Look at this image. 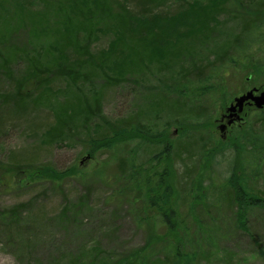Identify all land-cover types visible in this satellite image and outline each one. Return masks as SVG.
Returning <instances> with one entry per match:
<instances>
[{
  "label": "trees",
  "instance_id": "trees-1",
  "mask_svg": "<svg viewBox=\"0 0 264 264\" xmlns=\"http://www.w3.org/2000/svg\"><path fill=\"white\" fill-rule=\"evenodd\" d=\"M165 1L0 0V76L12 86V92L0 95L2 104L18 112L26 106L50 109L52 120L43 133L46 144L66 132L81 133L87 141L85 152L93 155L135 142L128 157L120 158L121 174L126 166L131 188H142L140 197L154 215L157 241L149 235L142 247L121 255H101L94 246L69 264H195L197 250L211 240L195 219L202 229L197 250L191 249L177 208L183 202L189 211L199 208L206 214L207 193L214 186L213 165L222 155L229 156L228 175L220 185L217 206L236 204L237 214L246 206L264 207V196L252 187L264 168V110H254V120L236 127L225 139L213 132L210 111L205 121L200 118L205 114L202 99L208 97L214 107L218 86L228 99L239 87L237 76L241 80L247 71L257 73L264 67V0H183L191 4L175 12L156 6ZM219 13L223 21L217 20ZM228 21L234 32L224 29ZM105 35L106 45L96 48ZM202 49L210 56L202 57ZM16 64L21 66L17 72ZM152 71L175 76L174 84L158 87V95L147 101L145 111L117 120L102 114L108 90L124 82L137 83ZM168 98L178 107L176 116H182L172 122L177 127L174 139L166 135L168 128L156 132L143 119L152 110L162 111ZM145 146L159 148L146 156L161 170L135 164V151ZM177 162L184 166L185 176L195 168L185 196H173ZM33 164L16 163L4 169L5 179L0 182L18 187L38 178L59 182L70 174V168L60 172L49 164ZM128 197L129 202L139 198ZM21 212L22 204L0 209V227L16 231ZM158 243L164 253L154 260L147 248Z\"/></svg>",
  "mask_w": 264,
  "mask_h": 264
},
{
  "label": "rangeland",
  "instance_id": "rangeland-1",
  "mask_svg": "<svg viewBox=\"0 0 264 264\" xmlns=\"http://www.w3.org/2000/svg\"><path fill=\"white\" fill-rule=\"evenodd\" d=\"M190 4V1L166 0L164 3L158 2L156 6L162 11L175 12L181 5ZM221 15L223 13L218 14V21H223ZM232 27L233 24L228 21L224 29L234 32L236 29ZM107 42V35L101 36L95 47L102 48ZM199 54L202 57L210 56L204 49ZM20 67L16 64L14 70L17 72ZM168 76L152 71L137 83L124 82L113 87L103 98L102 114L110 120H117L139 110L145 111L147 101L158 95V87L166 88L174 84L175 76L172 79ZM243 78L240 80L237 76L235 84L239 87L228 99L219 86L214 90L215 105L212 108L215 110H212L208 97L202 99L203 107L200 108L205 114L200 115L201 121H205L204 115L210 111L209 123H213V132L218 137L220 132L215 123L223 105L233 96L245 93L251 86L264 90V67L257 73L247 71ZM10 92L11 84L0 76V95ZM170 101L172 98L163 102L162 111L152 110L143 119L156 132L168 128L166 135L174 139L177 127L172 122L182 116H176L178 107ZM255 117L251 113L240 126L234 124L226 130L222 139ZM51 120L50 109L44 105L26 106L18 112L0 101V178L5 179L4 169L22 162H32L34 166L49 164L60 172L70 168V174L59 182L38 178L33 180L34 183H22L18 187L15 184L8 187L0 182V209L22 204L20 227L12 233L0 227V264H52L54 261L69 264L71 259L85 256L94 246L101 249V255H121L142 247L150 239L149 235L157 241L151 220L154 215L140 197L143 196L142 188H131L126 166L121 174L120 158L128 157L135 142L119 149L99 150L93 155L85 152L87 141L81 133L69 135L66 132L55 142L46 144L43 133ZM158 150L152 146L138 149L133 157L135 164H143L144 168L154 166V171L161 170L146 156H153ZM228 161L229 156L222 155L213 165L214 186L207 193L209 203L206 214L199 208L189 211L183 202L178 206L177 211L182 213L185 222V225L181 223L182 232L185 233L186 229L190 241L188 246L197 250L196 241L202 228L198 229L195 219L207 230L208 236H204L210 238L211 242L197 250L198 260L195 264H264V207L246 206L237 214L236 204L226 202L217 206L221 204L217 195L228 175ZM175 167L173 196H185L189 189V177L195 176V168L189 166V174L185 176L184 166L177 162ZM252 187L257 195L264 196V168ZM128 196L139 198L129 202ZM159 245L147 248L154 260L163 256L164 249Z\"/></svg>",
  "mask_w": 264,
  "mask_h": 264
},
{
  "label": "flooded vegetation",
  "instance_id": "flooded-vegetation-1",
  "mask_svg": "<svg viewBox=\"0 0 264 264\" xmlns=\"http://www.w3.org/2000/svg\"><path fill=\"white\" fill-rule=\"evenodd\" d=\"M252 89L253 90V94L257 95L260 93V91H262L263 89L256 87V86H251L249 88V90ZM248 91V90H246ZM245 91V92H246ZM239 93L240 94H243ZM236 96V95H235ZM233 96L229 102L227 104H224V106L222 107V109L220 110V116L218 121H216L215 123V127H217V129L220 132V137L223 138L226 130H228V128H231L234 124H242L243 122H245V118L252 112H254V110H264V107L262 108H257L254 103L250 100L247 99L243 102V106L241 111H238V108L236 107L234 110H228L227 108L230 106V103L233 102L234 97ZM232 120V121H231ZM230 121V122H229Z\"/></svg>",
  "mask_w": 264,
  "mask_h": 264
},
{
  "label": "water",
  "instance_id": "water-1",
  "mask_svg": "<svg viewBox=\"0 0 264 264\" xmlns=\"http://www.w3.org/2000/svg\"><path fill=\"white\" fill-rule=\"evenodd\" d=\"M247 99H250L257 108L264 107V90L260 91L259 94L254 95L253 90L250 89L246 91L245 93L234 97L233 102L230 103V106L227 109L231 111L237 107L238 111H241L243 102Z\"/></svg>",
  "mask_w": 264,
  "mask_h": 264
}]
</instances>
